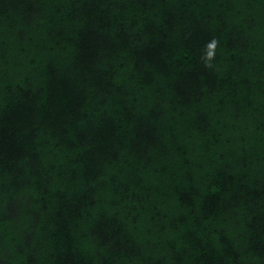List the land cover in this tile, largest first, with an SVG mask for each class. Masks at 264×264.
Listing matches in <instances>:
<instances>
[{
    "label": "trees",
    "instance_id": "16d2710c",
    "mask_svg": "<svg viewBox=\"0 0 264 264\" xmlns=\"http://www.w3.org/2000/svg\"><path fill=\"white\" fill-rule=\"evenodd\" d=\"M0 264H264V0H0Z\"/></svg>",
    "mask_w": 264,
    "mask_h": 264
}]
</instances>
